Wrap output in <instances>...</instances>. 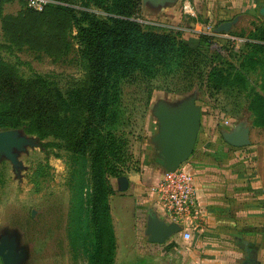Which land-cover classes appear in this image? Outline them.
<instances>
[{
    "label": "rangeland",
    "instance_id": "1",
    "mask_svg": "<svg viewBox=\"0 0 264 264\" xmlns=\"http://www.w3.org/2000/svg\"><path fill=\"white\" fill-rule=\"evenodd\" d=\"M52 1L51 8L38 12L24 0H0V72L13 70L22 80L42 75L69 94L89 87L91 70L78 40V22L56 5L75 9L73 16L78 21L83 19L82 11L99 16L107 13L93 5L86 8L84 1ZM151 6L153 3L141 0L137 18L142 23L159 33H173L180 40L209 34L213 37L211 47L219 49L222 57H199V70H192L188 77L189 72L165 70L155 78L140 75L136 80H122L119 116L116 123L103 127L89 147L84 171L74 162L69 142L54 137L41 140L23 128L5 131L14 132V137L24 142L12 148L16 162L0 153V239L17 236L28 253L24 264L69 262L73 194L81 193L83 203L88 201L90 208L98 195L99 205L110 209L111 195L105 185L112 170L127 173L143 165L149 156L154 162L158 153L155 138L160 130L157 114L163 104L178 108L197 100L204 115L199 139L216 135L224 141L225 136L249 128L251 145L240 149L252 153L264 146V127L256 125L253 108V92L264 95V46L254 45H264L254 36L257 26L264 25V8L256 14L249 9L238 11L225 20L203 17V28L197 33L188 21H165L160 14L150 12ZM235 18L238 21L229 32H215L223 21ZM214 68L223 70L227 78L224 84L207 76ZM42 144L48 145L46 150ZM163 263L152 259V264Z\"/></svg>",
    "mask_w": 264,
    "mask_h": 264
},
{
    "label": "trees",
    "instance_id": "2",
    "mask_svg": "<svg viewBox=\"0 0 264 264\" xmlns=\"http://www.w3.org/2000/svg\"><path fill=\"white\" fill-rule=\"evenodd\" d=\"M60 1H84L86 8L93 5L107 13L99 16L92 11H82L83 19L78 21L73 16L75 9L56 5L58 10H64L78 22V40L91 70L89 87L64 94L45 76L22 80L13 70L0 72V131L23 128L41 140L54 137L69 142L74 162L80 163L84 171L89 147L101 135L103 127L116 123L119 116L122 80H136L140 75L155 78L165 70L176 74L181 70L189 72L185 73L188 77L192 70H199L196 61L199 57L215 60L221 58L222 53L211 47L213 37L209 34L180 40L173 33H159L142 23L137 18L141 0ZM52 6L49 4L43 12ZM254 36L264 43V25L257 26ZM222 71L214 68L207 76L222 85L227 80ZM253 93L255 123L264 126V95L256 90ZM42 147L46 150L48 145L42 144ZM123 174L125 171L113 169L110 176ZM109 180L105 189L111 195ZM83 201L81 193L73 194L69 235L72 245L86 249L89 264H111L115 235L110 209L107 205H99L98 195L91 208L88 201Z\"/></svg>",
    "mask_w": 264,
    "mask_h": 264
},
{
    "label": "crops",
    "instance_id": "3",
    "mask_svg": "<svg viewBox=\"0 0 264 264\" xmlns=\"http://www.w3.org/2000/svg\"><path fill=\"white\" fill-rule=\"evenodd\" d=\"M263 2L171 0L159 8L153 4L150 12L174 24L188 21L192 31L199 33L203 17L225 20L227 15L247 9L256 14L262 12ZM203 118L202 109V124ZM240 148L244 147L232 146L216 135L198 139L186 163L196 175L203 206V214L191 230L192 240L184 239V229L162 244L149 240L151 225L170 223L154 191L165 171L155 159L152 162L149 156L140 167L111 177L115 235L111 264H152V259L163 260V264H264V146L252 153ZM70 247L72 256L66 264H89L85 248L74 247L71 239Z\"/></svg>",
    "mask_w": 264,
    "mask_h": 264
},
{
    "label": "water",
    "instance_id": "4",
    "mask_svg": "<svg viewBox=\"0 0 264 264\" xmlns=\"http://www.w3.org/2000/svg\"><path fill=\"white\" fill-rule=\"evenodd\" d=\"M171 0H145L154 5H164ZM238 18L232 22H224L216 33L229 32ZM160 130L155 138L158 153L155 162L163 167L165 171H176L186 164L193 156L202 127V107L197 100L183 103L178 108L161 105L157 114ZM14 132H0V153L6 154L16 162V157L12 153V148L21 146L24 139H16ZM228 144L235 147H245L250 145V129L244 128L240 131L225 136ZM124 180H127L124 178ZM182 227L175 223L153 224L150 228L149 240L152 243H165L171 237L180 233ZM0 257L3 264H24L28 257L27 250L19 245L17 236L4 235L0 239Z\"/></svg>",
    "mask_w": 264,
    "mask_h": 264
},
{
    "label": "built area",
    "instance_id": "5",
    "mask_svg": "<svg viewBox=\"0 0 264 264\" xmlns=\"http://www.w3.org/2000/svg\"><path fill=\"white\" fill-rule=\"evenodd\" d=\"M29 7L43 11L52 0H26ZM161 210L170 223H175L186 232L185 240H192L191 230L203 214L199 200V185L195 173L186 164L176 171H164L154 186Z\"/></svg>",
    "mask_w": 264,
    "mask_h": 264
}]
</instances>
